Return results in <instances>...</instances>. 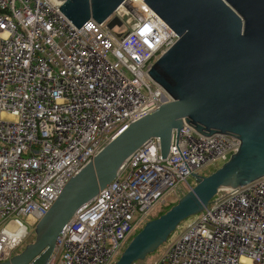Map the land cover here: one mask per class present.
<instances>
[{
    "label": "built area",
    "instance_id": "built-area-1",
    "mask_svg": "<svg viewBox=\"0 0 264 264\" xmlns=\"http://www.w3.org/2000/svg\"><path fill=\"white\" fill-rule=\"evenodd\" d=\"M140 1L145 11L125 0L105 22L78 28L56 0H0V262L19 253L70 178L170 99L147 71L179 36ZM114 16L126 33L108 27ZM239 146L184 124L163 157L151 138L77 210L47 264H114L169 195ZM166 243L152 264H264V176L220 190Z\"/></svg>",
    "mask_w": 264,
    "mask_h": 264
},
{
    "label": "water",
    "instance_id": "water-1",
    "mask_svg": "<svg viewBox=\"0 0 264 264\" xmlns=\"http://www.w3.org/2000/svg\"><path fill=\"white\" fill-rule=\"evenodd\" d=\"M125 0H56V10L78 28L103 23ZM179 36L147 73L169 94L132 122L70 178L36 223L35 239L0 264H47L56 240L77 210L118 174L125 160L153 137L163 157L173 131L188 124L206 136L232 134L238 150L160 216L147 220L114 264H134L165 244L185 219L202 212L222 189L264 176V0H142ZM123 21L114 16L109 28Z\"/></svg>",
    "mask_w": 264,
    "mask_h": 264
},
{
    "label": "rangeland",
    "instance_id": "rangeland-1",
    "mask_svg": "<svg viewBox=\"0 0 264 264\" xmlns=\"http://www.w3.org/2000/svg\"><path fill=\"white\" fill-rule=\"evenodd\" d=\"M129 12H131V11H129ZM114 30L116 31V32H118V33H121V34H124V33H126V26H123V27H120V28H118V27H115L114 28ZM223 164V161H219L218 163H217V165L216 166H211V167H207V168H205L203 171H202V173L201 174H209V173H211L212 171H214L216 168H218V166H221ZM191 183L192 184H194L195 183V181H194V179L193 178H191ZM187 192V191H186ZM183 194H185V192L182 190V191H180V192H178V193H175V194H172V195H169L168 197H167V200H168V202H170V201H174V203H176L177 201H178V199L183 195ZM196 217V215H194V216H191V217H189V218H187V219H185L184 221H182L180 224H179V227L177 228V230L175 231V232H173L171 235H170V237H169V242L178 234V232H180L181 230H183L185 227H186V225L188 224V222H190L191 220H193L194 218ZM28 224V223H27ZM29 225V224H28ZM29 228H30V234H29V236H28V238H27V240H26V242L25 243H23L18 249H17V251L18 252H20V251H22L24 248H25V246H26V244L28 243H31V242H33L34 241V239H35V232H34V228H31V225H29ZM142 228V227H141ZM140 229L138 228V229H136V231H135V233H137L138 231H139ZM30 240H32L31 242H29ZM167 243H165V244H163L156 252H154L152 255H150L149 256V258H152V260H154L158 255H160V253L163 251V249H164V247H165V245H166ZM126 246H127V244H126ZM158 258V257H157ZM156 258V259H157Z\"/></svg>",
    "mask_w": 264,
    "mask_h": 264
},
{
    "label": "trees",
    "instance_id": "trees-1",
    "mask_svg": "<svg viewBox=\"0 0 264 264\" xmlns=\"http://www.w3.org/2000/svg\"><path fill=\"white\" fill-rule=\"evenodd\" d=\"M208 174V173H207ZM186 192V191H184ZM174 201H170L168 202V200L163 204L161 205L160 207H158L156 209V211H154L151 216L149 217V219H152V218H155V217H158L160 216L162 213H164L165 211H167L172 205H174ZM32 240H30L29 242H31ZM157 251V250H156ZM155 251V252H156ZM153 253L149 254L144 260H139L137 261L136 263L134 264H152L156 258L159 256H157L154 260H152V258H149L150 255H152Z\"/></svg>",
    "mask_w": 264,
    "mask_h": 264
},
{
    "label": "bare ground",
    "instance_id": "bare-ground-1",
    "mask_svg": "<svg viewBox=\"0 0 264 264\" xmlns=\"http://www.w3.org/2000/svg\"><path fill=\"white\" fill-rule=\"evenodd\" d=\"M133 3H134V6H136L137 8H142L143 9V4H141V1L140 0H134ZM143 10L145 11V9H143ZM19 234L20 233H18V234H12L11 238H17Z\"/></svg>",
    "mask_w": 264,
    "mask_h": 264
}]
</instances>
